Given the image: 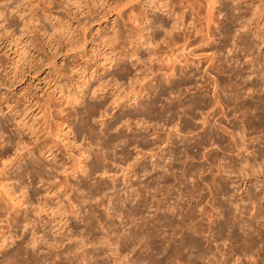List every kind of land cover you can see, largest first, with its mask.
Returning <instances> with one entry per match:
<instances>
[{
  "label": "rangeland",
  "instance_id": "obj_1",
  "mask_svg": "<svg viewBox=\"0 0 264 264\" xmlns=\"http://www.w3.org/2000/svg\"><path fill=\"white\" fill-rule=\"evenodd\" d=\"M160 1L148 2L147 17L171 25L172 9L182 8L161 11ZM207 4L195 0L194 15L182 9L186 20L199 18L198 30ZM231 6L239 21L229 20ZM103 7L96 0H0V186L9 187H0V261L20 250L21 264L32 255L56 264H183L187 252V264H205L200 254L217 252L225 264H264L257 166L264 114L247 110L244 87L249 63L264 56V0H218L205 34L211 39L189 33L184 46L179 34L174 45L165 43L170 34L151 33L142 17L128 21L122 37L115 9L103 15ZM186 56L190 64L181 70ZM169 59L177 60L175 72L165 76ZM241 137L243 144L252 138L255 154L236 147ZM17 140L35 158L18 156ZM185 184L192 228L198 223L201 232L189 238L199 252L181 249Z\"/></svg>",
  "mask_w": 264,
  "mask_h": 264
},
{
  "label": "bare ground",
  "instance_id": "obj_2",
  "mask_svg": "<svg viewBox=\"0 0 264 264\" xmlns=\"http://www.w3.org/2000/svg\"><path fill=\"white\" fill-rule=\"evenodd\" d=\"M149 1H152V0H96V3L97 2H100L101 4H103L104 5V7H103V15H104V11H105V14L106 13H109L111 10H113V9H115V12H113L114 14H116V17L115 18H117L120 22H119V24L121 25H119L120 27L118 28V33H121V35H122V37H124L125 35H124V33H127L128 32V30H126L124 27L126 26V24H127V22L128 21H131L132 23H134V22H138L137 21V19H139L140 17H142L141 18V23H142V27H143V21H144V19L146 18L147 20H148V22H149V29H150V32L151 33H160L161 31H163V33H169L170 35H169V39L167 40V42H165V43H171V44H175V40H176V37H177V34H179L178 35V37H179V39H181L183 42H182V45L184 46V45H186V44H188V39H190L189 37H190V35H189V33H192V35L194 34V33H202L203 32V36L204 37H206L207 36V40L209 39V37H210V35H206L205 36V34H208V33H212V31L210 32V29H211V24H212V22L214 21L213 20V17H212V13H214V12H212V9L214 8V4L218 1V0H206L207 1V5H208V11H210V12H207V14H205L204 15V17H205V22H204V25H205V28L203 29L202 27H200L201 26V24L200 23H197V24H200V26H199V28H202L201 30H198V29H196V27H195V25H197V24H195L196 22V20L198 19L199 20V18H197V14H196V18L197 19H194V20H186L185 19V17H184V14L186 13V12H184V10L187 8V11L189 12V14L190 15H194V6H193V3H194V1L193 0H164V1H160L159 2V5H156L155 7H159V10H161V11H170L171 9H172V6H175V5H178V6H180L182 9H184V10H180V11H175L174 9H172L173 10V13L172 14H174L175 16H174V22L171 24V25H169V23L170 22H168V20L166 19V18H163V17H161V16H159V15H156L155 14V16L152 18V19H148V17H147V10H146V7L148 6V2ZM192 1H193V3H192ZM196 3V2H195ZM234 5V4H233ZM107 7V8H106ZM196 7V6H195ZM231 8V12H229L230 13V16L228 15V18H229V20H230V18H231V22H234L235 20H238V19H240V18H242L243 16L242 15H240V13H239V8L237 7V6H231L230 7ZM180 9V8H179ZM215 9V8H214ZM112 15V14H111ZM2 16H4L3 15V13L0 11V17H1V19L2 20H5V19H3L2 18ZM105 17V16H104ZM194 17V16H193ZM193 17H191V18H193ZM199 17V16H198ZM195 18V17H194ZM116 19V20H117ZM172 19V18H171ZM204 19V18H203ZM226 19V18H225ZM172 21H173V19H172ZM239 21V20H238ZM146 22V21H145ZM245 22V21H244ZM140 22H139V24H141ZM216 23V22H215ZM259 23H261V24H264V13H262V15H261V18H260V20H259ZM233 24V23H232ZM243 24V23H242ZM245 24V23H244ZM138 25V24H137ZM148 25V24H147ZM168 26H169V28H168ZM203 26V25H202ZM145 27V26H144ZM242 27V26H241ZM141 29V28H140ZM143 29V28H142ZM142 31V30H141ZM214 32V31H213ZM229 32V28H225L224 29V31L223 32H219V33H228ZM162 33V32H161ZM247 33V32H246ZM148 34V33H147ZM212 35V34H211ZM166 36V35H165ZM195 36V35H194ZM200 36H202V35H200ZM203 36H202V38H203ZM140 37L142 38L143 37V34H141L140 35ZM140 37H139V39H140ZM145 38H146V36H145ZM145 38L143 39V42H144V40H145ZM201 38V39H202ZM178 39V38H177ZM211 39V38H210ZM209 39V40H210ZM147 40V39H146ZM145 40V41H146ZM165 40V39H164ZM214 40V39H213ZM212 40V41H213ZM153 41V40H152ZM177 41V40H176ZM233 41V40H232ZM143 42L141 43V44H143ZM147 42V41H146ZM205 42V41H204ZM224 42V41H223ZM243 42V43H242ZM244 42H245V45H243V46H245L246 48H248L247 49V51L248 50H250L251 49V44H250V42L247 40V42H246V40H242L241 41V43L242 44H244ZM148 43V42H147ZM150 43V42H149ZM178 43V42H177ZM84 44V43H83ZM180 44V43H179ZM250 46H248V45ZM149 45V44H148ZM238 45V44H237ZM225 46V45H224ZM240 46V45H239ZM70 47V46H69ZM166 47V46H165ZM184 48V47H183ZM191 51V50H190ZM136 53V52H135ZM134 53V54H135ZM168 53V52H167ZM137 54V53H136ZM150 54V53H149ZM233 55V54H232ZM197 56V55H196ZM195 56V57H196ZM151 57V56H150ZM188 56H186V58H184L185 60H183V62H182V64H180V69L182 70V68H185L187 65H189L190 63V61H188V58H187ZM207 57V56H206ZM169 58V57H168ZM198 58V60H197V63H199L200 61L199 60H201V59H199V57H197ZM201 58V57H200ZM171 59V58H170ZM170 59H169V62H171V63H169V65H168V67L167 66H165V67H167L166 69H167V72H164L163 73V75H165V76H169L170 74H173L174 72H175V67H176V63L174 64V62H176V61H173V60H171L170 61ZM173 59H174V57H173ZM176 59V58H175ZM174 59V60H175ZM203 59V58H202ZM207 59V58H206ZM194 60H196L195 58H194ZM193 59H192V63H193V61H194ZM205 60V59H204ZM146 61V60H145ZM168 61V60H167ZM199 61V62H198ZM202 61V60H201ZM249 61V60H248ZM250 61H252V60H250ZM179 62H181L180 60H179ZM210 61H208V63H209ZM164 63V62H163ZM168 63V62H167ZM191 63V64H192ZM196 63V64H197ZM216 63V62H215ZM235 63V62H234ZM207 64V63H206ZM212 64V63H211ZM164 65V64H163ZM243 65V64H242ZM197 66V65H196ZM208 66V65H207ZM210 66H212V65H210ZM195 67V66H194ZM215 67V66H214ZM219 68H220V65H219ZM206 69V68H205ZM162 70V69H161ZM207 70V69H206ZM245 70V69H244ZM152 71V70H151ZM154 72V71H153ZM194 72V71H193ZM207 72V71H206ZM230 73V72H229ZM247 74V76H246V80H245V90L247 91V93H246V91H245V93H246V102H247V106H246V108H247V110L249 111V112H251V109H258V108H260L261 109V114H264V56H263V58H260V60L256 63V64H250L249 63V70H248V72L246 73ZM201 77V76H200ZM188 79V78H187ZM208 79V78H207ZM186 80V79H185ZM211 82V81H210ZM202 84V83H201ZM227 84V83H226ZM257 89H259V94L257 95L258 97V99H256L257 101L256 102H253V99H254V97H255V94H254V92L257 90ZM220 90V89H219ZM236 90V89H235ZM216 91V90H215ZM221 94V93H220ZM137 95V94H136ZM217 98V97H216ZM218 98H220V97H218ZM136 99V98H135ZM222 101V100H221ZM218 102V101H217ZM199 103V102H198ZM259 104V105H257V104ZM147 104V103H146ZM145 104V105H146ZM98 108V107H97ZM257 111V110H256ZM248 112V113H249ZM259 112V111H258ZM213 113V112H212ZM214 114V113H213ZM189 115V114H188ZM260 115V114H259ZM260 117V116H259ZM262 117H260V119H261ZM263 118H264V116H263ZM127 119V118H126ZM241 121V120H240ZM247 121V120H246ZM249 122V121H248ZM262 122H264V121H262ZM114 124V123H113ZM146 126V125H145ZM219 126V125H218ZM246 126V125H245ZM224 127V126H223ZM253 128V127H252ZM217 129H219V128H217ZM225 129V128H224ZM264 129V128H263ZM241 130V129H240ZM35 135V134H34ZM242 135V137H243V134H241ZM262 135V134H261ZM240 136V135H239ZM246 136H247V134H246ZM35 143L33 144V145H39V144H37V142H38V135H35ZM231 137V136H230ZM242 137L241 138H239V141H236V147L238 148H241L242 150H243V152H245L247 155H249V157L250 156H252V154H253V152H254V148H253V141L251 140L252 138V136L250 137V139L248 138V142L247 143H244L243 144V139H242ZM241 139H242V141H241ZM245 139V138H244ZM260 139H261V137H260ZM221 140V139H220ZM219 140V141H220ZM140 142V141H139ZM153 142V141H152ZM255 142V141H254ZM261 142H262V147H261V150H260V152H259V155H258V153H257V155H258V157L260 156V161H259V165H257V166H259V173L261 174L262 173V180H261V183H260V189H261V193H262V199H263V205H264V138L261 140ZM39 143V142H38ZM205 143V142H204ZM207 143V142H206ZM258 144V143H257ZM260 144V143H259ZM16 147H17V149H18V151H19V155L18 156H22V157H24V156H26L27 157V154H30L31 155V157H29V158H35V154H34V148H32V146L30 147L29 146V143H28V145L27 144H25V142H23V140L21 141V140H17L16 142H15V144H14ZM141 145V144H140ZM199 145V144H198ZM38 147V146H37ZM238 148V149H239ZM237 149V150H238ZM241 150V151H242ZM37 151H38V153L42 156V155H44V152L42 151V148H41V146L40 147H38V149H37ZM46 151H50V148H47L46 149ZM101 151V150H100ZM154 152V151H153ZM152 152V153H153ZM209 152V151H208ZM237 152H239V151H237ZM49 153H51V151L49 152ZM95 153V152H94ZM155 153V152H154ZM166 153V152H165ZM254 154H255V152H254ZM49 155V154H48ZM153 155V154H152ZM155 155V154H154ZM168 155V154H167ZM45 159H46V157L47 156H43ZM94 157H96V156H94ZM103 157V156H102ZM162 157H164V156H162ZM42 158V157H41ZM155 158V157H154ZM169 158H170V156H169ZM172 158V157H171ZM43 159V158H42ZM44 159V160H45ZM96 159V158H95ZM218 159V158H217ZM253 159V158H252ZM258 159V158H257ZM219 160V162H218V167H219V169H217V170H223V168H222V164L221 163H223V162H220V160H221V158L220 159H218ZM227 160V159H226ZM255 160V159H254ZM30 161V160H29ZM33 161V160H32ZM32 161H30V162H32ZM35 161V160H34ZM99 161V160H98ZM155 161V160H154ZM169 161V160H168ZM241 161V160H240ZM249 161V160H248ZM251 161V160H250ZM27 162V161H26ZM166 162V161H165ZM174 162V161H173ZM33 163H35V162H33ZM154 163V162H153ZM29 164H31V163H29ZM99 164V163H98ZM157 167H159L158 166V164L157 163H154ZM231 164V163H230ZM87 165V164H86ZM154 165V166H155ZM249 165H250V163H249ZM255 165V164H254ZM37 166V165H36ZM35 166V168H37ZM40 166V165H39ZM38 166V167H39ZM89 166V165H88ZM92 166V165H91ZM153 166V167H154ZM251 166H253V165H251ZM251 166H250V169H251ZM257 166H256V168H257ZM30 167H32V166H30ZM86 167V166H85ZM162 167H163V165H162ZM162 167H159V168H162ZM223 167H225V166H223ZM249 167V166H248ZM34 168V167H33ZM32 168V169H33ZM30 169V168H29ZM154 169H155V167H154ZM258 169V168H257ZM75 170V169H74ZM233 170V169H232ZM255 170V169H254ZM32 171H34V173H36L37 171H38V169L35 171V169L34 170H32ZM31 171V172H32ZM61 171H62V169H61ZM165 171H167V170H165ZM206 171V170H205ZM29 172V171H28ZM84 172H85V170H84ZM100 172V171H99ZM224 172H225V169H224ZM37 173H40V172H37ZM199 173V172H198ZM220 173V172H219ZM167 174V173H166ZM37 175V174H36ZM163 175V174H162ZM165 175V174H164ZM168 175V174H167ZM174 175V174H173ZM184 176V175H183ZM261 176V175H260ZM163 177V176H162ZM43 178V177H42ZM40 179V178H39ZM77 179V178H76ZM222 180V179H221ZM67 181V180H66ZM78 181V180H77ZM70 183V185H72V187H73V189H75V190H81L80 189V186H79V184H77V183H72V182H69ZM89 183V182H88ZM259 183V182H258ZM9 185V184H8ZM28 185V184H27ZM26 185V186H27ZM152 185V184H151ZM154 185V184H153ZM182 186V185H181ZM193 186H196L195 184H193ZM0 187H2V189H4V190H8L7 189V183H5V184H2ZM216 187V186H215ZM9 188V187H8ZM82 188V187H81ZM104 188V187H103ZM152 188H153V186H152ZM157 188V187H156ZM219 188V187H218ZM79 190H78V192H79ZM84 189H82V192H84L83 191ZM156 190V189H155ZM191 189H190V187H189V184H185V186H184V188H183V196L184 197H182V200H183V198H184V203H183V207H182V210H183V212H182V221H183V223H184V241L182 242V252L184 251L185 252V249H187V248H191V247H194L195 248V250L197 249V251L199 252V250H198V245L196 244V242L195 241H193V240H191L190 238H189V236L190 235H193L194 234V237H195V235H197V234H200L201 232H200V229L198 230V228H200V227H198V223H195L194 222V224H193V228H192V223H191V221H192V219L193 218H191L192 217V213L191 212H193V211H191L190 210V208H189V204H188V197L190 196V191ZM254 191V190H253ZM81 192V191H80ZM260 193V194H261ZM99 194V193H98ZM156 194V193H155ZM182 195V194H181ZM192 195V194H191ZM92 196V195H91ZM260 196V197H261ZM152 197V196H151ZM192 197V196H191ZM196 197V196H195ZM253 197V196H252ZM251 196H250V199L252 198ZM181 198V197H180ZM190 198V197H189ZM198 198V197H197ZM93 199V198H92ZM109 199H110V197H109ZM176 199V198H175ZM192 199V198H191ZM243 200V199H242ZM88 202V201H87ZM93 202V201H92ZM91 202V203H92ZM164 202V201H163ZM194 202V201H193ZM197 202H199V201H197ZM235 202V201H234ZM237 202V201H236ZM243 203V202H242ZM153 204V203H152ZM163 204V203H162ZM161 204V205H162ZM167 204V203H166ZM180 204V203H179ZM192 204V203H191ZM233 204V203H232ZM240 204V203H239ZM239 204H238V206H239ZM84 205V204H83ZM88 205V204H87ZM154 205V204H153ZM156 205V204H155ZM159 205V204H158ZM164 205V204H163ZM170 205V204H169ZM175 205V204H174ZM245 205V204H244ZM243 205V206H244ZM262 205V204H261ZM166 206H168V205H166ZM165 206V207H166ZM197 206V205H196ZM255 206V205H254ZM154 207V213H155V210L157 211V208L155 207V206H153ZM158 207V206H157ZM169 207V206H168ZM191 207V206H190ZM194 207V206H193ZM252 207V206H251ZM261 207V206H260ZM264 207V206H263ZM164 208V207H163ZM178 208V207H177ZM181 208V207H180ZM179 208V209H180ZM172 209V208H171ZM174 209V208H173ZM195 209V208H194ZM242 209V208H241ZM245 209V208H244ZM263 210H262V214H261V216L259 217L260 218V220L262 219V221H261V223H262V226H263V228H264V208H262ZM92 210V209H91ZM161 210V209H160ZM195 210H199V209H195ZM237 210V209H236ZM83 211V210H82ZM191 211V212H190ZM200 211V210H199ZM244 211V210H243ZM181 212H179V214L181 213ZM196 212V211H195ZM209 212V211H208ZM153 213V214H154ZM191 213V214H190ZM201 213V212H200ZM206 213V212H205ZM226 213V212H225ZM239 213H241V212H239ZM254 213V212H253ZM257 213V212H256ZM256 213H254L252 216H251V218H256V215H259V214H256ZM155 214H157V213H155ZM202 214H203V212H202ZM209 214V213H208ZM92 215V214H91ZM200 216V215H199ZM198 216V217H199ZM203 216V215H202ZM234 216V215H233ZM233 216H231V217H233ZM89 217H90V215H89ZM258 217V216H257ZM156 218V216H154L153 217V219H155ZM164 218H166V217H164ZM234 218V217H233ZM258 218V219H259ZM219 219V218H218ZM89 220V219H88ZM99 220V219H98ZM199 220H200V218H199ZM198 220V221H199ZM236 220V219H235ZM240 220V219H239ZM239 220H237V221H239ZM242 220V219H241ZM245 220V219H244ZM253 220V219H252ZM95 221V220H94ZM248 221V220H247ZM249 221H250V219H249ZM200 222V221H199ZM228 222V221H227ZM232 222V221H231ZM230 222V223H231ZM235 222V221H234ZM246 222V221H245ZM244 222L242 221V224H243ZM190 224H191V226H190ZM210 224H212V223H210ZM220 224V223H219ZM241 224V225H242ZM202 225V224H201ZM217 225V224H216ZM103 226V225H102ZM151 226V225H150ZM235 226V225H234ZM106 227V226H105ZM222 227V226H221ZM227 227V226H226ZM245 227V226H244ZM192 228V229H191ZM246 228H247V226H246ZM203 229V228H202ZM218 229V228H217ZM220 229H222V228H220ZM104 230H106V229H104ZM208 230V229H207ZM228 230H230V229H228ZM246 230V229H245ZM223 231V230H222ZM221 231V232H222ZM237 231V230H236ZM244 231V230H243ZM71 232V231H70ZM106 232V231H105ZM220 232V233H221ZM228 232V231H227ZM113 233V232H112ZM115 233V232H114ZM152 234H151V239H154V241H155V238H156V236H157V234H156V231H155V229H153L152 230V232H151ZM206 233V232H205ZM219 233V232H218ZM240 233V232H239ZM239 233H237V234H239ZM10 234V233H9ZM119 234V233H118ZM243 234V233H242ZM5 235V234H4ZM116 235V234H115ZM201 235V234H200ZM217 235V234H216ZM250 235V234H249ZM252 235V234H251ZM110 236H112V235H110ZM119 236V235H118ZM117 236V237H118ZM198 236V235H197ZM221 236V235H220ZM153 237V238H152ZM159 237V236H158ZM223 237V236H222ZM247 237V236H246ZM86 238V237H85ZM108 238V237H107ZM133 238V237H132ZM139 238V236L137 237V241L139 240L138 239ZM261 238V237H260ZM7 238L6 237H4V240L5 241H8V240H6ZM117 239V238H116ZM123 239V238H122ZM125 239V238H124ZM251 239V238H250ZM249 239V240H250ZM3 240V242H5ZM181 240H183V239H181ZM207 240H209V239H207ZM224 240V239H223ZM243 240H245V238L243 239ZM242 240V241H243ZM114 241V240H113ZM120 241V240H119ZM126 241V240H125ZM217 241H218V239H217ZM216 241V242H217ZM264 241V240H263ZM121 242V241H120ZM123 242V241H122ZM237 242H239V239L237 240ZM31 243H32V241H31ZM172 243V242H171ZM213 243V242H212ZM220 243H221V241H220ZM245 243V242H244ZM5 244V243H4ZM30 244V243H29ZM138 244V243H137ZM216 244V243H215ZM238 244V243H237ZM243 244V243H242ZM247 244V243H246ZM249 244V243H248ZM247 244V245H248ZM1 245V244H0ZM33 245H34V243H32V244H30V246H31V248H33ZM244 245V244H243ZM256 245V244H255ZM134 246V245H133ZM165 246V245H164ZM213 246V245H212ZM219 246V245H218ZM222 246V245H221ZM231 246V245H230ZM238 246V245H237ZM245 246V245H244ZM207 247H210V246H207ZM241 247V246H240ZM253 247V246H252ZM4 248V247H3ZM28 248V247H27ZM30 248V249H31ZM134 248V247H133ZM155 248V247H154ZM231 248V247H230ZM242 248V247H241ZM245 248H247V247H245ZM245 248H244V250H245ZM34 249V248H33ZM32 249V250H33ZM132 249V248H131ZM157 249V248H156ZM181 249H180V252H181ZM184 249V250H183ZM211 249H212V247H211ZM218 249V248H217ZM220 249V248H219ZM225 249V248H224ZM249 249V248H248ZM15 250V249H14ZM22 250V249H21ZM133 250V249H132ZM191 250V249H190ZM189 250V251H190ZM200 250H202V249H200ZM215 250V249H214ZM188 251V250H187ZM197 251H195V252H197ZM205 251V250H204ZM212 251V250H211ZM235 251V250H234ZM13 253H9L8 255H6V257H3V262H1L0 261V264H21V262H20V255L22 254L21 253V251L20 250H17V251H12ZM183 252V253H184ZM247 252V251H246ZM252 252V251H251ZM46 253H48V252H46ZM182 253V254H183ZM187 253V252H186ZM186 253H184L183 255H182V258H183V260H184V263L183 264H187V262L189 263V258H188V256L191 254H188V256L186 255ZM209 253V252H208ZM208 253H199L200 254V256L202 257V255H204L203 257H204V260H205V258H206V260H205V264H225V263H227L226 262V259H225V256L224 257H222L221 255V253H217V252H211L212 253V255L209 257V256H207V254ZM33 254V253H32ZM35 254H37V253H35ZM194 254V253H193ZM218 254V255H217ZM43 255V254H42ZM48 255V254H47ZM209 255V254H208ZM232 255V254H231ZM23 256V255H22ZM22 256H21V259H23L22 258ZM31 256V255H30ZM57 256V255H56ZM253 256V255H252ZM175 257V256H174ZM190 257V256H189ZM218 257V258H217ZM251 257V256H250ZM5 258V259H4ZM238 258V257H237ZM248 258H249V256H248ZM251 258H253V257H251ZM25 259V258H24ZM23 259V261H25ZM27 259H29V257H27ZM54 259H56V258H54ZM53 259V260H54ZM48 260H50V258H48ZM45 257L43 258H41V256H40V258H39V255H38V257L37 256H33L32 255V258H31V261H30V264H56V263H54L53 262V260L51 259L50 261H48ZM152 260V259H151ZM150 260V261H151ZM189 260V261H188ZM202 260V259H201ZM55 261V260H54ZM135 261V260H134ZM138 261V260H137ZM170 261V260H169ZM29 262V261H28ZM56 262V261H55ZM138 262H140L141 264L143 263V262H141V260H139ZM155 262V261H154ZM182 262V261H181ZM258 262V261H257ZM23 263V262H22ZM145 263V262H144ZM143 263V264H144ZM151 263H152V261H151ZM204 262H202V264H203ZM234 263V262H233ZM242 263V262H241ZM240 263V264H241ZM253 263H254V261H253ZM153 264V263H152ZM156 264V263H155ZM182 264V263H181ZM239 264V263H238Z\"/></svg>",
  "mask_w": 264,
  "mask_h": 264
}]
</instances>
